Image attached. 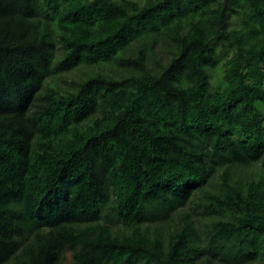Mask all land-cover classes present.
Here are the masks:
<instances>
[{"label": "trees", "instance_id": "trees-1", "mask_svg": "<svg viewBox=\"0 0 264 264\" xmlns=\"http://www.w3.org/2000/svg\"><path fill=\"white\" fill-rule=\"evenodd\" d=\"M69 248L264 264V0H0V264Z\"/></svg>", "mask_w": 264, "mask_h": 264}, {"label": "rangeland", "instance_id": "rangeland-1", "mask_svg": "<svg viewBox=\"0 0 264 264\" xmlns=\"http://www.w3.org/2000/svg\"><path fill=\"white\" fill-rule=\"evenodd\" d=\"M81 72L79 70H72L70 72L61 74L58 76V82L61 83L63 86H69V83L66 82V80L69 82L74 78H77L80 76ZM222 77V66L218 67L214 73V79L215 81H220ZM73 263V250L68 249L66 254V259L64 261V264H72Z\"/></svg>", "mask_w": 264, "mask_h": 264}]
</instances>
